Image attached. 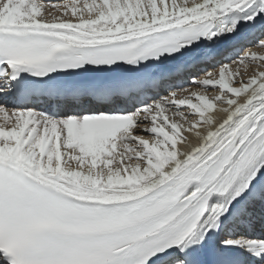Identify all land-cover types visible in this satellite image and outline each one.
Listing matches in <instances>:
<instances>
[{
  "label": "snow or ice",
  "instance_id": "1",
  "mask_svg": "<svg viewBox=\"0 0 264 264\" xmlns=\"http://www.w3.org/2000/svg\"><path fill=\"white\" fill-rule=\"evenodd\" d=\"M51 8L0 0V264H264V0Z\"/></svg>",
  "mask_w": 264,
  "mask_h": 264
},
{
  "label": "rangeland",
  "instance_id": "2",
  "mask_svg": "<svg viewBox=\"0 0 264 264\" xmlns=\"http://www.w3.org/2000/svg\"><path fill=\"white\" fill-rule=\"evenodd\" d=\"M46 7H47L46 10L49 14V19H51L53 15H59L60 14L59 12H56L55 10H53L51 8V6H46ZM49 8H51V9H49Z\"/></svg>",
  "mask_w": 264,
  "mask_h": 264
},
{
  "label": "bare ground",
  "instance_id": "3",
  "mask_svg": "<svg viewBox=\"0 0 264 264\" xmlns=\"http://www.w3.org/2000/svg\"><path fill=\"white\" fill-rule=\"evenodd\" d=\"M65 2H68V1H65ZM46 6H50V5H46ZM234 67H235V65H234ZM191 90H192V91H196V88L193 87ZM182 95H183V93H182ZM189 140H191L193 146H197V145L199 144V141L193 139L192 137H189Z\"/></svg>",
  "mask_w": 264,
  "mask_h": 264
}]
</instances>
